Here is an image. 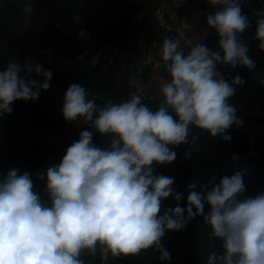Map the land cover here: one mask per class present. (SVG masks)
I'll return each instance as SVG.
<instances>
[{"label": "clouds", "instance_id": "1", "mask_svg": "<svg viewBox=\"0 0 264 264\" xmlns=\"http://www.w3.org/2000/svg\"><path fill=\"white\" fill-rule=\"evenodd\" d=\"M208 3L216 9L206 24L215 31L217 48L190 40L182 46L183 32L180 38L163 40L160 63L168 80L155 111L140 95L98 104L84 86L67 87L62 117L66 123H84L88 130L79 133L58 164L37 176L46 181L47 205L34 191L28 171L13 167L0 178V264H84L80 257L85 252L106 264L109 255L134 256L149 248L167 262L171 254L162 237L184 229L197 216L210 228L209 237L222 242L221 254L210 253L206 264H264V193L245 197L242 171L218 182L212 177L211 187L197 190L190 184L181 207L183 194L175 191L173 178L155 174L153 167L176 159L170 146L198 139L189 140L190 128L227 142L228 130L242 124L228 100L245 81L237 75L229 83L217 65L255 68L241 39L250 18L241 0ZM23 11L27 26L32 5L25 4ZM254 15L255 38L264 50V9ZM30 74L41 79H27ZM51 77V70L31 61L8 64L0 71V115L11 114L14 101L38 99L50 88ZM94 132L106 138V146L94 143ZM167 198L176 206L161 214Z\"/></svg>", "mask_w": 264, "mask_h": 264}, {"label": "trees", "instance_id": "2", "mask_svg": "<svg viewBox=\"0 0 264 264\" xmlns=\"http://www.w3.org/2000/svg\"><path fill=\"white\" fill-rule=\"evenodd\" d=\"M28 3L33 12L26 26L23 8ZM157 6L156 0H0V71L12 62L31 61L52 72L50 88L42 91L38 99L14 101L11 114L0 115V178L13 167L20 173L28 171L34 191L40 193L43 203H49L44 191L46 181L37 176L58 164L67 147L79 139V133L88 130L86 124L66 123L62 117L67 87L73 83L84 86L89 98L98 104L108 100L118 103L135 95L131 79L139 74V62L161 31L156 20ZM178 9L179 18H196L202 37L192 42H202L216 50L217 36L206 24L207 15L215 7L208 0H184ZM261 9L264 0L261 5L252 0L242 5L250 26L241 39L248 44L247 55L255 68L249 71L239 65H217L229 83L237 75L245 81L235 87V94L228 100L237 109L241 126L228 130L231 140L227 142L190 128L189 140L192 136L198 139L170 146L176 159L168 165H153L155 174L173 178L175 191L183 194L181 207L185 206L190 184H195L197 190L205 185L211 187L212 177L218 182L237 170L244 173L245 197L264 193V81L257 74L264 70V50L255 38L258 17L254 15ZM81 30L86 33L82 38L78 36ZM166 38L171 34L167 33ZM82 55L84 59L80 60ZM149 73V69H143L141 79L145 81ZM27 79L41 78L30 74ZM94 143L104 147L107 140L94 132ZM250 146L253 154L234 159ZM175 206L171 198L165 199L161 214ZM204 211L206 214L207 205ZM209 232L203 217L197 216L184 229L167 231L162 237V245L171 254L169 261L158 260L159 253L149 248L134 256L109 255L106 264H206L210 253L222 252V242L211 239ZM80 259L86 264L100 262L99 255L93 257L86 252Z\"/></svg>", "mask_w": 264, "mask_h": 264}, {"label": "rangeland", "instance_id": "3", "mask_svg": "<svg viewBox=\"0 0 264 264\" xmlns=\"http://www.w3.org/2000/svg\"><path fill=\"white\" fill-rule=\"evenodd\" d=\"M184 0H156V3L158 4L156 8V20L158 13L161 11L163 13L164 21L166 23V26L173 28L175 30H181L186 34V36L189 38L190 41H194L197 38H200V35L202 37V33L197 31L196 27V18L186 19V18H179L177 15L178 8L180 7L181 3ZM157 24L160 27V33H159V39L157 41H154V44L156 47H153L149 52L152 56H154L156 59L159 60V63H156L157 66H151V65H144V56L143 59L138 64L139 69V75H136L141 84L144 86L146 99H144V103H152L155 105H158L161 101V95H160V88L162 84L168 80V75L166 71L161 66L160 63V49L162 46V38L163 40L167 37V33L163 31L162 26L159 24L157 20ZM187 24L190 27L185 28L184 25ZM158 27V28H159ZM162 28V29H161ZM133 42V40H130V44ZM146 53L147 50H146ZM155 54V55H154ZM146 55V54H145ZM149 69L150 73L147 76V78L144 80L141 79L140 75L143 69ZM257 74L261 76L262 80L264 81V70L258 71ZM253 154L252 146L246 150V152L242 153L241 155L234 156V159H242L249 155Z\"/></svg>", "mask_w": 264, "mask_h": 264}, {"label": "built area", "instance_id": "4", "mask_svg": "<svg viewBox=\"0 0 264 264\" xmlns=\"http://www.w3.org/2000/svg\"><path fill=\"white\" fill-rule=\"evenodd\" d=\"M247 1H250V0H241V3L242 5L247 2ZM258 4H262L263 0H252ZM163 17V13L160 11L158 13V16H157V20L159 22V24L162 26L163 30L168 33V34H171V38L173 39H176V38H180V33L182 32L181 30H175L173 28H170L168 26H166V23L164 21V18L162 19ZM187 41H189V38L186 36V34L183 32V38L180 40L181 42V45L183 46ZM153 47H156L154 42L150 43L147 47V52L146 55L144 56V65H151V66H157L156 63H159V60L156 59L154 56H152L150 54V50L153 48ZM155 55V54H154ZM160 55V53H159ZM139 75V74H138ZM131 85L133 87V91H134V94L135 95H140L142 96L144 99H146V95H148L147 93H145V90H144V86L141 84L139 78L137 76H134L132 79H131ZM145 105L147 107H149V109H153V108H157L158 105H155V104H152V103H145ZM84 261V264L87 263L86 260H83ZM90 264H100V262L98 263H90Z\"/></svg>", "mask_w": 264, "mask_h": 264}]
</instances>
